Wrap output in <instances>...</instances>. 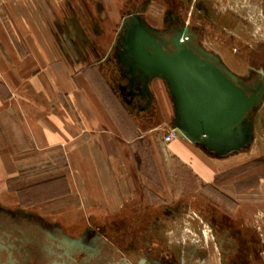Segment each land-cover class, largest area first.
<instances>
[{
    "label": "crops",
    "instance_id": "0c3cea01",
    "mask_svg": "<svg viewBox=\"0 0 264 264\" xmlns=\"http://www.w3.org/2000/svg\"><path fill=\"white\" fill-rule=\"evenodd\" d=\"M130 1H0V204L23 197L69 231L114 220L135 233L125 253L132 264H175L168 249L177 264H264V178L237 189L252 158L212 155L179 136L165 142L176 113L161 79L151 84V113L139 118L110 91L102 65ZM188 188L202 199L200 215L212 216L207 226L177 224L194 206L181 202ZM60 193L66 203L57 206Z\"/></svg>",
    "mask_w": 264,
    "mask_h": 264
},
{
    "label": "water",
    "instance_id": "95a60500",
    "mask_svg": "<svg viewBox=\"0 0 264 264\" xmlns=\"http://www.w3.org/2000/svg\"><path fill=\"white\" fill-rule=\"evenodd\" d=\"M181 36L179 32L177 37L162 39L139 17H132L121 53L131 76L128 88L150 97L151 80H163L173 99L177 136L216 156L242 150L253 140L264 83L245 84L217 57L191 48L188 37ZM122 262L132 264L127 258Z\"/></svg>",
    "mask_w": 264,
    "mask_h": 264
},
{
    "label": "flooded vegetation",
    "instance_id": "af4514ba",
    "mask_svg": "<svg viewBox=\"0 0 264 264\" xmlns=\"http://www.w3.org/2000/svg\"><path fill=\"white\" fill-rule=\"evenodd\" d=\"M176 1H169L165 22L170 24L160 26L153 25L139 8L134 5L128 6L117 29L116 40L111 42L106 50L102 67L110 91L125 111L135 118H139L141 113H151L153 105L151 84L154 80L149 83L150 97L148 95L140 97L137 95L138 91L128 88L131 76L127 72L129 68L121 59V53L124 31L128 22L132 21V17H139L146 25L155 29L162 39L177 37L179 32L182 38L186 35L191 48L217 57L218 63L232 72L217 51L205 46L202 29L196 30L186 17L182 18V10H178ZM179 1L180 7L183 8L187 0ZM190 9V12L185 11V16L193 17L194 14H200L212 24L217 23L216 20L208 18L210 8L205 1L194 0ZM247 48L257 51L252 45H247ZM172 49L170 47L169 52ZM262 61L264 62V58ZM261 68L262 70L257 73L251 68L249 77H240L232 73L247 85L259 86L264 83V66ZM65 228L59 216L49 215L34 206L6 207L0 204V264H122L123 258H126L127 240L135 235L134 231L123 232L120 227H115L114 220L111 227L94 220L90 224L80 226L77 231H69ZM145 237L148 238L146 235ZM147 255L152 257V251Z\"/></svg>",
    "mask_w": 264,
    "mask_h": 264
},
{
    "label": "rangeland",
    "instance_id": "374dc122",
    "mask_svg": "<svg viewBox=\"0 0 264 264\" xmlns=\"http://www.w3.org/2000/svg\"><path fill=\"white\" fill-rule=\"evenodd\" d=\"M169 1L170 0H133L128 4L129 6L134 5L136 8H139L141 12L145 13L153 25L160 26L170 24V22H165L167 19L166 13L169 8ZM193 1L194 0H187L184 2L185 6L183 8L180 7L181 2L179 0L176 1L175 5H177L176 7L178 10H182V18L186 17L196 30L200 31L202 29L203 42L205 46L217 51L232 72L240 77H249L251 68L255 70V73L261 71V67L264 66V62L262 61V58H264V0H203L210 8L208 18L216 20V24H212V22L207 18L205 20L200 14H194L193 17L185 16V11L190 12V6ZM244 42L246 44H244ZM247 45H252L257 51L249 50ZM254 125L255 133L253 134V140L250 144V148L242 154H233V159L237 161L252 158L251 164L249 163L246 167L242 168V170L251 172L252 176L237 185V189L239 190H242L250 185H255L261 180V178H264V104L263 107H261L255 114ZM164 134H166V132ZM172 166L173 177L170 183L173 191L176 192L181 190V188H179L180 186L177 185V181L180 179L179 177H175V175H179V172L176 171L173 163ZM242 170L239 168L235 169V175ZM180 178H182L181 180L183 181L185 176H181ZM187 190L188 197L186 200L184 199L181 202H192L194 206L188 210L189 216L184 217V219L177 224L183 225L185 220L186 223H191L192 225L198 224V226H207L210 224L212 216L200 215L199 211L202 199L199 196L196 197L197 195L195 196L192 194L193 191L191 193L189 188ZM183 191L185 190L183 189ZM62 192L63 191H61V193ZM61 193L59 195L60 199L57 201V206H62L64 205L63 202H65V200L61 199L64 195ZM178 194L180 195V193ZM27 197L32 199L31 202H35L39 196L29 195ZM39 199L43 200L42 197ZM177 201V198L169 200V202L172 203ZM18 206H34V208L40 210L39 206L36 207L34 204H28L27 201L23 200V197ZM161 207L166 206L165 204H161ZM224 207H227V204L224 203ZM196 214H198L197 216L199 218L195 216ZM193 226L195 227V225ZM193 226L190 228L193 229ZM178 228V230H181V227L178 226ZM192 233L200 237L199 231ZM178 234H180V231ZM157 241V252L163 253L165 247L161 248V246L163 247L164 241L161 240V238ZM166 251L170 254L167 255L170 256L173 263L177 264L176 258L173 255L174 253H171L170 249ZM140 255L142 256V253Z\"/></svg>",
    "mask_w": 264,
    "mask_h": 264
},
{
    "label": "built area",
    "instance_id": "2783aa9c",
    "mask_svg": "<svg viewBox=\"0 0 264 264\" xmlns=\"http://www.w3.org/2000/svg\"><path fill=\"white\" fill-rule=\"evenodd\" d=\"M1 1V0H0ZM177 135H176V133L175 132H168V134L167 135H165V137H164V141L165 142H171L175 137H176Z\"/></svg>",
    "mask_w": 264,
    "mask_h": 264
},
{
    "label": "trees",
    "instance_id": "16d2710c",
    "mask_svg": "<svg viewBox=\"0 0 264 264\" xmlns=\"http://www.w3.org/2000/svg\"><path fill=\"white\" fill-rule=\"evenodd\" d=\"M204 189L206 190V187H205ZM221 198H222V201H223V202H226V200H227L226 197L220 194V199H221Z\"/></svg>",
    "mask_w": 264,
    "mask_h": 264
}]
</instances>
